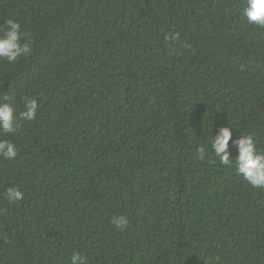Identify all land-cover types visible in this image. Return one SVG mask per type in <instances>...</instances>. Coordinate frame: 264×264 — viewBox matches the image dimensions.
<instances>
[{"label":"trees","instance_id":"trees-1","mask_svg":"<svg viewBox=\"0 0 264 264\" xmlns=\"http://www.w3.org/2000/svg\"><path fill=\"white\" fill-rule=\"evenodd\" d=\"M243 5L0 0L32 44L0 60V97L39 105L0 135L18 150L0 157V264H264V190L210 150L228 124L264 150V28Z\"/></svg>","mask_w":264,"mask_h":264},{"label":"clouds","instance_id":"clouds-1","mask_svg":"<svg viewBox=\"0 0 264 264\" xmlns=\"http://www.w3.org/2000/svg\"><path fill=\"white\" fill-rule=\"evenodd\" d=\"M240 15L249 25L264 28V0H244ZM173 36L172 39H177ZM23 41V43H22ZM32 54V44L27 39V33L22 30L21 24L14 19H7L0 25V60L9 64L18 62L20 58ZM11 96L0 97V135H12L19 131L20 120L34 121L37 117L38 102L36 98H25L24 109L17 113V110L8 103ZM231 125L219 128L218 134L211 135L210 150L218 162L225 167H234L236 174L250 186L264 190V150L257 147L254 138L250 134L242 133L238 138L233 139ZM237 151L235 158H231L229 142ZM208 146H199L196 155L203 160L208 155ZM18 156L17 146L4 139H0V157L5 160H15ZM9 202H17L23 199L24 193L18 187H9L5 193ZM111 224L123 232L129 225L126 215L113 216ZM70 264H88L87 256L74 252L70 257Z\"/></svg>","mask_w":264,"mask_h":264}]
</instances>
